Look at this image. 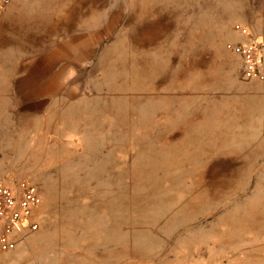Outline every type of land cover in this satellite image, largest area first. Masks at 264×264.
I'll return each instance as SVG.
<instances>
[{"label":"rangeland","instance_id":"obj_1","mask_svg":"<svg viewBox=\"0 0 264 264\" xmlns=\"http://www.w3.org/2000/svg\"><path fill=\"white\" fill-rule=\"evenodd\" d=\"M264 0H11L0 184L38 231L0 264H264V82L228 45Z\"/></svg>","mask_w":264,"mask_h":264},{"label":"built area","instance_id":"obj_2","mask_svg":"<svg viewBox=\"0 0 264 264\" xmlns=\"http://www.w3.org/2000/svg\"><path fill=\"white\" fill-rule=\"evenodd\" d=\"M10 2L0 0V8ZM234 29L244 39L228 47L241 54L244 79L264 82V34L255 37L250 28L242 24H236ZM39 204L40 195L29 180L23 179L14 185L0 184V252L16 250L27 235L38 231Z\"/></svg>","mask_w":264,"mask_h":264}]
</instances>
